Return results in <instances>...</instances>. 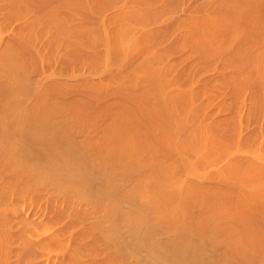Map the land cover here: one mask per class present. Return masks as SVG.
Masks as SVG:
<instances>
[{
    "label": "bare ground",
    "instance_id": "1",
    "mask_svg": "<svg viewBox=\"0 0 264 264\" xmlns=\"http://www.w3.org/2000/svg\"><path fill=\"white\" fill-rule=\"evenodd\" d=\"M0 264H264V0H0Z\"/></svg>",
    "mask_w": 264,
    "mask_h": 264
}]
</instances>
